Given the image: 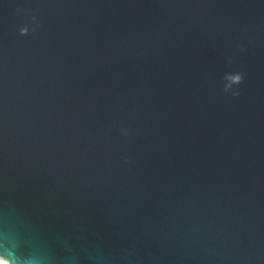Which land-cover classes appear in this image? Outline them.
<instances>
[{"label":"water","instance_id":"obj_1","mask_svg":"<svg viewBox=\"0 0 264 264\" xmlns=\"http://www.w3.org/2000/svg\"><path fill=\"white\" fill-rule=\"evenodd\" d=\"M0 256L264 264V0H0Z\"/></svg>","mask_w":264,"mask_h":264},{"label":"clouds","instance_id":"obj_2","mask_svg":"<svg viewBox=\"0 0 264 264\" xmlns=\"http://www.w3.org/2000/svg\"><path fill=\"white\" fill-rule=\"evenodd\" d=\"M237 79H240L239 77H237ZM0 264H12L11 261L5 259L4 257L0 256Z\"/></svg>","mask_w":264,"mask_h":264}]
</instances>
